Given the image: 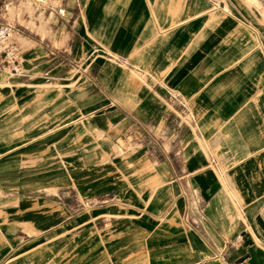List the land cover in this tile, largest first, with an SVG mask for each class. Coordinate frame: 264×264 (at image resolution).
I'll return each instance as SVG.
<instances>
[{
	"label": "crops",
	"instance_id": "crops-1",
	"mask_svg": "<svg viewBox=\"0 0 264 264\" xmlns=\"http://www.w3.org/2000/svg\"><path fill=\"white\" fill-rule=\"evenodd\" d=\"M213 1L48 0L35 35L14 34L18 73L0 70V189H12L13 158L67 145L69 159L93 162L77 138L130 134L129 164L90 187L143 214L148 264H264V22L231 0L210 20ZM186 188L201 200L193 222Z\"/></svg>",
	"mask_w": 264,
	"mask_h": 264
},
{
	"label": "rangeland",
	"instance_id": "rangeland-1",
	"mask_svg": "<svg viewBox=\"0 0 264 264\" xmlns=\"http://www.w3.org/2000/svg\"><path fill=\"white\" fill-rule=\"evenodd\" d=\"M234 1L236 7L247 10L246 20L251 25L259 27L258 24L264 22V0H231ZM220 2L228 3L227 0L210 2L208 9L211 10L205 13L208 19L211 20L219 9ZM47 4L48 0H3L0 2V23H12L16 39L27 42L23 36L35 35ZM221 8L229 18L246 25L230 7ZM87 121H83L84 126ZM141 133L148 139L144 132ZM92 136L84 141L77 138L75 147L77 154L97 153L100 159L93 162L69 159L73 154L68 153L67 145H61L60 150L53 153L44 145L45 153L37 160L13 158L11 163L16 173L10 183L12 189H0V248L5 245L10 250L0 264L8 258L12 261L27 258L26 264L151 262L149 255H141L145 249L142 245L144 232L137 218L143 214L124 205L119 192L100 193L102 188L90 187L106 174H120L122 164H129L126 159L137 152L135 137L129 134L130 142L119 140V144L118 139L113 140L107 133L93 131ZM19 138L20 131L13 130L12 147L17 151ZM110 143H113L111 148ZM182 195L183 205L186 204L182 217L186 222H193L199 212L200 196L188 188ZM263 212L264 208L262 216ZM2 233L10 237L3 240Z\"/></svg>",
	"mask_w": 264,
	"mask_h": 264
},
{
	"label": "built area",
	"instance_id": "built-area-1",
	"mask_svg": "<svg viewBox=\"0 0 264 264\" xmlns=\"http://www.w3.org/2000/svg\"><path fill=\"white\" fill-rule=\"evenodd\" d=\"M15 30L10 22L0 23V69L18 73L20 47L14 39Z\"/></svg>",
	"mask_w": 264,
	"mask_h": 264
},
{
	"label": "bare ground",
	"instance_id": "bare-ground-1",
	"mask_svg": "<svg viewBox=\"0 0 264 264\" xmlns=\"http://www.w3.org/2000/svg\"><path fill=\"white\" fill-rule=\"evenodd\" d=\"M6 71H8L7 69H5ZM9 72V71H8ZM10 73V72H9ZM263 214V218H264V212L262 213Z\"/></svg>",
	"mask_w": 264,
	"mask_h": 264
}]
</instances>
